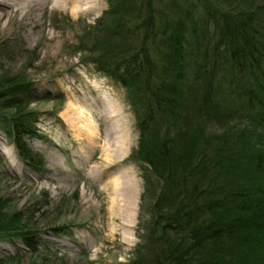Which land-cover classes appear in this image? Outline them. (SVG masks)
<instances>
[{"label":"trees","instance_id":"trees-1","mask_svg":"<svg viewBox=\"0 0 264 264\" xmlns=\"http://www.w3.org/2000/svg\"><path fill=\"white\" fill-rule=\"evenodd\" d=\"M108 3L92 25L101 41L96 68L126 88L140 128L129 159L143 170V232L131 264H264V141L254 140L253 131L246 135L245 125L232 138V125L218 132L210 123L220 112H236L219 96L228 74L237 88L226 89L245 111L229 122L254 121L264 135V0ZM23 86L0 90L7 91L0 99ZM11 119L19 157L41 168L42 154L27 142L34 126ZM5 203L0 196V239L20 238L38 253L39 228Z\"/></svg>","mask_w":264,"mask_h":264},{"label":"rangeland","instance_id":"rangeland-1","mask_svg":"<svg viewBox=\"0 0 264 264\" xmlns=\"http://www.w3.org/2000/svg\"><path fill=\"white\" fill-rule=\"evenodd\" d=\"M108 6V0H0V90L28 85L8 91L11 99H0V196L6 209L30 215L39 228L40 249L33 252L20 238L0 239L3 264H131L141 251L136 248L143 232V170L129 159L140 137L137 114L126 88L96 68L101 41L92 25ZM154 58L168 70L163 55L155 51ZM186 71L191 77V64ZM229 78H221L219 96L236 112H220L211 125L218 132L232 125V138L245 125L246 135L253 131L254 140L264 141L256 122H229L245 113L241 100L226 89L237 88ZM13 116L34 126L36 134L27 142L42 154L41 168L19 157L9 133ZM114 124L130 135L121 154L114 145ZM119 180L126 188L118 193ZM131 196L127 214L120 209L127 206L117 203Z\"/></svg>","mask_w":264,"mask_h":264},{"label":"bare ground","instance_id":"bare-ground-1","mask_svg":"<svg viewBox=\"0 0 264 264\" xmlns=\"http://www.w3.org/2000/svg\"><path fill=\"white\" fill-rule=\"evenodd\" d=\"M10 7H12V4H10ZM112 134H114L115 136V147H116V152L118 154H121L123 153L128 145H129V139H130V135L128 134V132L122 128V126H120L119 124H114V126L112 127ZM124 183H126V181H122V184L120 182V180L118 181L117 185L114 186V189L119 193L120 191H124L125 188H126V184L124 185ZM131 184L129 183V186H127V192H128V195L131 194V191L133 189V187L130 186ZM125 191V192H126ZM131 199V200H130ZM124 206L126 205V207H122L120 208L123 212H126L127 214L129 213V210L132 208V196L131 198L129 197L128 201L126 202H118L117 203V207H120V206ZM129 206V208H128ZM131 211V210H130Z\"/></svg>","mask_w":264,"mask_h":264}]
</instances>
